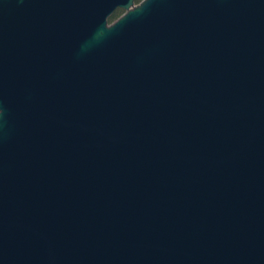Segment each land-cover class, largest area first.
<instances>
[{"label": "water", "instance_id": "water-1", "mask_svg": "<svg viewBox=\"0 0 264 264\" xmlns=\"http://www.w3.org/2000/svg\"><path fill=\"white\" fill-rule=\"evenodd\" d=\"M0 264H264V0H0Z\"/></svg>", "mask_w": 264, "mask_h": 264}, {"label": "trees", "instance_id": "trees-1", "mask_svg": "<svg viewBox=\"0 0 264 264\" xmlns=\"http://www.w3.org/2000/svg\"><path fill=\"white\" fill-rule=\"evenodd\" d=\"M139 0H134V3L138 2ZM120 10L116 9L109 17H108V21H112L113 19H115L119 14H120Z\"/></svg>", "mask_w": 264, "mask_h": 264}, {"label": "clouds", "instance_id": "clouds-1", "mask_svg": "<svg viewBox=\"0 0 264 264\" xmlns=\"http://www.w3.org/2000/svg\"><path fill=\"white\" fill-rule=\"evenodd\" d=\"M103 34L102 33H98V38H102Z\"/></svg>", "mask_w": 264, "mask_h": 264}, {"label": "flooded vegetation", "instance_id": "flooded-vegetation-1", "mask_svg": "<svg viewBox=\"0 0 264 264\" xmlns=\"http://www.w3.org/2000/svg\"><path fill=\"white\" fill-rule=\"evenodd\" d=\"M144 1V0H141V2Z\"/></svg>", "mask_w": 264, "mask_h": 264}, {"label": "rangeland", "instance_id": "rangeland-1", "mask_svg": "<svg viewBox=\"0 0 264 264\" xmlns=\"http://www.w3.org/2000/svg\"><path fill=\"white\" fill-rule=\"evenodd\" d=\"M121 13V12H120Z\"/></svg>", "mask_w": 264, "mask_h": 264}]
</instances>
